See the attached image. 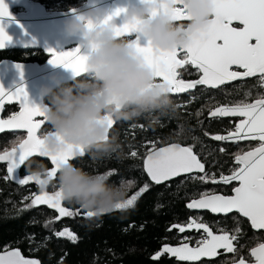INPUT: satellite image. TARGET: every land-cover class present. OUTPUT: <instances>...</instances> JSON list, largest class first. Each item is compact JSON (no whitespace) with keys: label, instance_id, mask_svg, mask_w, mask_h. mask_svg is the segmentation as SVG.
Instances as JSON below:
<instances>
[{"label":"snow or ice","instance_id":"obj_1","mask_svg":"<svg viewBox=\"0 0 264 264\" xmlns=\"http://www.w3.org/2000/svg\"><path fill=\"white\" fill-rule=\"evenodd\" d=\"M213 9L207 26L197 33L191 35L189 43L173 49H155L150 41H142L139 29L135 24L125 23L118 29V34L127 37L131 43L142 53L146 63L153 69L156 81L166 87L170 93H186L188 90L197 88L198 85L206 86L209 89H220L221 86L236 80L259 77L258 83L264 86V0H212ZM177 7L173 9L176 20H190L191 16L183 7V0H175ZM75 11V10H73ZM122 9L116 8L114 15L119 16ZM8 5L5 0H0V17L10 16ZM109 20L112 17H108ZM239 22L242 27L233 26V22ZM11 37L0 24V49L4 48ZM254 40V43H253ZM50 53L49 62L53 65H63L80 76L87 70L86 55L80 47L67 51L57 52L48 49ZM178 55L180 58H178ZM191 66L198 73L199 78L195 80H184L180 77L178 69ZM23 76V65L17 63ZM238 69V70H236ZM252 95L251 91L244 93V98L231 104L216 105L209 109V117H239V122L226 134H215L211 139L219 142L238 143L241 141H259L258 146L248 151L235 154L236 167L231 170L230 175L220 174L217 179L214 173L205 169V163L194 151V145L182 146L180 143H169L163 147H157L151 143V150L147 152L144 159V169L151 181L159 185L170 181L183 174H191L194 171L203 173L194 176L201 184L223 183L229 185L238 181L239 186L231 191L234 195H221L210 191L199 193L198 199H191L187 204L189 209L209 210L213 214H228L233 211L241 214L250 220L252 227L264 229V93L258 94V98L247 102ZM5 99L19 101L21 110L9 116L7 119H0V131L26 130V138L20 140L19 144H13L10 150L5 148L0 152V162L8 163V173L15 178L20 185H27L30 181L37 179L31 174H24L21 178V171L26 172V162L29 158L41 157L45 153L41 151L43 140L37 134L41 125L45 124L44 112L39 104L29 101L28 93L24 85L18 86L15 90L6 89L0 84V108H3ZM201 112L197 111L196 116ZM41 117L43 119H35ZM114 122H110V125ZM184 132L181 127L180 135ZM205 135H209L205 133ZM194 141L196 137L192 138ZM224 152V148L219 149ZM71 151H66L58 156L50 157L55 165L50 169V175L55 176L60 162L71 158ZM84 155L81 149V155ZM132 157L138 153L132 151ZM36 160V159H34ZM111 175L116 174L110 171ZM132 184V182H129ZM150 188L145 183L137 193L116 205V209L133 207L143 193ZM25 199H29L25 197ZM61 193L55 190L52 193L41 191L31 199V204L25 205L31 208L35 205H48L58 210L60 217L73 216L78 213L71 211L68 207L62 206ZM157 207H160L158 204ZM86 217H93L94 213L86 211ZM59 219V217H57ZM200 218H189L186 224H174L180 233L186 230H203L204 236L197 240L196 247H190L187 237L181 241L180 246L172 247L165 244L160 252L154 256L158 260L163 253L177 257L180 261L195 262L202 257H215L217 249H226L233 252V241L238 240V235L214 234L209 224ZM47 223V222H46ZM171 228L169 231H171ZM127 230V229H126ZM239 233V228L234 229ZM57 237H67L73 243L78 237L68 228L56 232ZM251 256L255 258V264H264V243L251 249ZM0 264H40L37 259L25 258L21 252L7 250L0 252ZM234 264H246L241 258Z\"/></svg>","mask_w":264,"mask_h":264},{"label":"trees","instance_id":"obj_2","mask_svg":"<svg viewBox=\"0 0 264 264\" xmlns=\"http://www.w3.org/2000/svg\"><path fill=\"white\" fill-rule=\"evenodd\" d=\"M38 1L48 10H62L78 6L84 0ZM4 58L15 61H43L46 56L41 50L12 49L0 51V60ZM251 83L253 80L246 85ZM233 90L230 88L226 94L222 89H198L181 97L170 96L177 105V114L174 117L161 118L158 123H150L151 118L147 115L126 122H114L113 131L118 136L124 159L120 160L115 156L94 159L85 152L79 158L78 166L93 172L114 171L116 174L111 175L110 182L119 183L122 178L129 179L133 181L129 192H138L149 182L143 170V160L151 150V143L154 142L157 147L180 143L184 146L194 145V151L205 163L207 172L214 173L216 177L221 173L225 175L233 169V156L241 147L211 139V136L223 134L232 126L228 119L208 118L207 115L210 108L232 102V98L238 96L237 99L241 98V92L245 88L236 92ZM197 111L201 112L200 116H196ZM4 113L7 115L9 111ZM181 127L184 132L176 135ZM48 129L45 122L40 135L45 134ZM205 133L209 135L206 136ZM16 134L0 135V152L13 146L12 139ZM193 137L197 140L194 141ZM220 148L225 151L221 152ZM132 151H136L138 155L132 157ZM44 162L48 167L51 166L49 170L53 168L49 160L44 159ZM4 168L0 164V251L16 247L24 256L34 257L40 264H229L234 253L195 262L180 261L168 253H163L158 260L153 259L165 244L179 246L187 237L189 246H192L198 238L204 236L203 230L190 229L180 233L178 229L171 228L174 224H186L189 218L202 219L214 233L238 235L240 252L246 258L247 250L264 240V231H252L247 220L235 213L213 216L208 212H192L186 208V202L199 197V193L223 190L222 185H213L211 182L201 184L199 180L192 178L203 173L182 176L164 185L150 183L149 190L138 197L131 208L112 212L96 220L94 217H78L72 220L56 216V209L44 204L20 209L19 201L25 199L27 190L25 186L14 185L5 179ZM158 204L160 207H157ZM64 224L77 235L78 240L75 243L55 235L54 230L60 229ZM236 228H239V233L234 231ZM239 255L240 253L236 254V257Z\"/></svg>","mask_w":264,"mask_h":264},{"label":"clouds","instance_id":"obj_3","mask_svg":"<svg viewBox=\"0 0 264 264\" xmlns=\"http://www.w3.org/2000/svg\"><path fill=\"white\" fill-rule=\"evenodd\" d=\"M175 0H127L109 9L95 3L76 11L65 21L69 32L82 30L87 70L72 82L45 85L39 103L49 129L42 135V159L29 158L26 171L37 179L40 191L50 185L64 201L102 216L127 199L131 180L110 182V172H90L72 162L87 152L94 159H124V153L110 122L129 121L149 116L150 123L174 117L177 105L166 87L161 86L142 53L131 41L118 34L125 23L135 24L142 41L155 49H173L189 43L191 35L205 28L212 16V0H183L191 16L187 23L177 22ZM122 9L119 16L115 9ZM112 17L111 20L108 17ZM123 16V22L117 18ZM21 137L12 143L19 144ZM71 151V158L60 162L55 176L50 175L43 158ZM133 183V181H131Z\"/></svg>","mask_w":264,"mask_h":264},{"label":"water","instance_id":"obj_4","mask_svg":"<svg viewBox=\"0 0 264 264\" xmlns=\"http://www.w3.org/2000/svg\"><path fill=\"white\" fill-rule=\"evenodd\" d=\"M126 2L127 0H85L83 4L76 6V7H72L67 10H47L46 7L38 1L5 0V3L8 5V11L11 13V15L7 17H0V24L3 25L5 31L11 37V40L7 41L5 47L0 49V51H6V50H12V49L41 50L44 53V55L49 57V59L42 64H39L36 62H18V61H14L11 59L0 60V84H2L6 89H9V90H15V88H17L18 86L24 85L28 93L29 101L35 104H39L42 99L41 88L43 86L45 85L55 86L57 83L67 84L69 82H72L74 76H77L72 72L71 69L65 68L63 65L51 64L49 62L50 53L48 52V49L51 48V49L56 50L57 52H61V51H67L69 49H73L79 46L83 54L86 52V49L83 47L82 30L77 31V32L67 31L65 27L66 19L72 16L74 12L85 11L89 7L93 6V4L95 3H100L102 5H105L111 10V9H114L116 6L124 4ZM177 21H183V20H177ZM122 22H123V16L118 17L117 23H122ZM235 23L239 24V22L234 21L233 24ZM253 43H254V40H253ZM17 63L23 65V76H21L20 69L16 67ZM83 75L84 73L81 74V76ZM198 86H201V85H198ZM193 90L194 89L188 90V92L193 91ZM182 94H185V93H170V95L172 96L182 95ZM8 105H16L18 107V110L16 113H18L21 110L19 101L12 100L9 102L7 99H5L3 108H0V119L8 118V117L3 118L5 107ZM207 117L211 118L209 117V113ZM224 118H228V117H224ZM35 119H43V118L36 117ZM43 125H41V128L37 132L39 136H42L40 135V131L42 130ZM3 133H25L24 138H26V135H27L26 130L5 129L3 131H0V135ZM223 143L230 144L232 142H223ZM10 149L11 148H9L8 150ZM39 158H42V157H39ZM43 159H47L51 162L50 158H43ZM0 164L8 165L6 161L0 162ZM234 164L236 165L235 160H234ZM52 166L54 167L55 165L52 163ZM143 167H144V164H143ZM7 169H8V166H7ZM144 171L146 175L148 176L145 169ZM7 173H8V170H7ZM192 174H200V173L198 171H194L191 174H183L179 177L186 176V175H192ZM8 175L12 181L18 183L12 176H10L9 173ZM227 175H230V174H227ZM179 177H176V178H179ZM148 178L151 181L149 176ZM176 178H173V179H176ZM218 178L219 177H217V179ZM30 182H35V181H30ZM166 182H163V183H166ZM232 183L237 184L235 187L239 186L238 181H235ZM212 184H217V183H212ZM219 184L225 185L223 183H219ZM216 194L224 195L222 193H216ZM230 195H234V193L232 192ZM198 198L199 197L193 198V199H198ZM189 202L190 200L186 202L185 206L188 210L192 212L205 211L214 216H219V215L225 216L224 214H213L209 210L189 209L187 207V204ZM35 206H38V205H35ZM233 213H237V212L233 211ZM237 214L240 217L245 218L249 222L250 227L253 231L255 232L264 231V229H256L252 227L251 222L248 218L243 217L239 213ZM261 243H264V240ZM257 246L258 245L254 247H257ZM16 249L18 248H12L9 250H16ZM251 249L249 250L250 260L245 259L246 264H255V258L251 256ZM24 257L28 259H36L34 257H27V256H24ZM203 258L210 259V257H202L201 259ZM241 258L242 257H240L239 259ZM239 259L231 262L230 264H234V262H238Z\"/></svg>","mask_w":264,"mask_h":264},{"label":"flooded vegetation","instance_id":"obj_5","mask_svg":"<svg viewBox=\"0 0 264 264\" xmlns=\"http://www.w3.org/2000/svg\"><path fill=\"white\" fill-rule=\"evenodd\" d=\"M33 1H38V0H33ZM39 2V1H38ZM85 2V0L81 3V4H83ZM80 4V5H81ZM79 6V5H78ZM74 7H76V6H74ZM70 8H72V7H70ZM70 8H68V9H70ZM48 10V9H47ZM62 10H67V9H62ZM177 22H182V23H187V21H185V20H183V21H177ZM233 26H237V27H241V25L240 24H233ZM46 56V55H45ZM178 58H180V56L178 55ZM4 59H7V58H4ZM49 59V57L48 56H46V59L45 60H43V61H38V60H35V61H18V62H36V63H39V64H42V63H44V62H46L47 60ZM2 60V59H1ZM40 60V59H39ZM15 61V60H14ZM186 67V69H187V71H185L184 69H178V72H180L181 73V75H180V77H178V78H181V79H184V80H186V81H188V80H195V79H198L199 78V75H200V73H198L194 68H192L191 66H185ZM236 70H238V69H236ZM82 78L84 77V75L83 76H81ZM250 80H253V83H251V84H249V85H246V83L247 82H249ZM258 80H259V77L257 76V77H251V78H245V79H242V80H236V81H232V82H229V83H227V84H225V85H223V86H221V88L220 89H222L224 92H226V94H228V92L229 91H227V90H230V88H233L234 90L233 91H238V89H242V88H245V90L244 91H242L241 93H243V95H241L240 97L241 98H239V99H237L238 97H235V98H232V102H226V103H222V104H218V105H223V104H231V103H233V102H235V101H238V100H240V99H243L244 98V93L245 92H247V91H249L250 89L252 90H250L251 91V93H252V95L248 98V101L247 102H251L252 100H254V99H256V98H258V94H261V93H264V86H261L259 83H258ZM157 82H160L159 80L157 81ZM70 83V82H69ZM251 85V86H250ZM198 89H207V90H217V89H209V88H207L206 86H197V88H195L193 91H189V92H187V93H185V94H182V95H176V97H181V96H184V95H186V94H190V93H194L195 91H197ZM170 96H172V95H170ZM17 110H18V107L16 106V105H8V106H6L5 107V110H4V112H6V111H9V113L6 115L5 113H3V118H7V117H9V116H11V115H13L14 113H16L17 112ZM209 113V112H208ZM220 119H228V122H229V125H231L232 126V128L230 129V130H232L233 128H234V125L236 124V123H238L239 122V117H228V118H220ZM229 131V130H228ZM226 133V132H225ZM224 134V133H223ZM25 137V133H23V138ZM22 138V139H23ZM223 143V142H222ZM223 144H226V143H223ZM258 144H259V141H243V142H238V143H230V144H226V145H236V146H240L241 148H239L238 150H237V152L235 153V154H237V153H241L242 151H248V150H251L252 148H254V147H256V146H258ZM182 145V144H181ZM165 146V145H164ZM160 147H162V146H160ZM235 154H234V156H233V161H232V164H233V169L237 166V165H235L234 164V160H235ZM81 156H79V157H77V158H75V159H73L72 160V162L74 163V164H76L77 166H78V164H79V158H80ZM39 158V157H38ZM145 159V158H144ZM49 163H50V165H52V163L49 161ZM143 164H144V160H143ZM5 168H4V170H5V174L3 175V177L5 178V179H7L8 181H10V182H13V184L14 185H18V186H20V184L19 183H16V182H14V181H12L11 179H10V177H9V175H8V173H7V164H2ZM51 167V166H50ZM50 167H48V168H50ZM82 168H84V167H82ZM85 169V168H84ZM143 170H144V167H143ZM232 170V169H231ZM231 170L229 171V172H227L225 175H227V174H231ZM90 172H93L92 170H89ZM94 172H99L98 170L97 171H94ZM144 173H145V171H144ZM24 174H30L29 172H23V171H21V173L19 174L20 176H21V178H22V176L24 175ZM146 174V173H145ZM147 176V175H146ZM15 179V178H14ZM16 180V179H15ZM147 180L149 181V182H146V183H148V184H155V183H153V182H151L150 180H149V178H148V176H147ZM174 180V179H173ZM17 181V180H16ZM168 182H170V181H168ZM167 183V182H166ZM165 183H163V184H159V185H164ZM213 185H221V184H213ZM237 184L236 183H231L230 185H222L223 186V190H222V192H220V191H215V192H213V193H222V194H224V195H230L231 193H232V191H231V189L232 188H234L235 186H236ZM22 186H25V190H27V192L25 193V197H28L29 199H24V200H21V201H19V204H20V209L21 208H26L25 207V205H28V204H31V199H33L34 197H35V195H39L40 193H41V191L38 189V187H37V185L35 184V183H28L27 185H22ZM55 190H58V188L57 187H55V184H54V182H53V185H50L49 186V189L47 190V192H49V193H52L53 191H55ZM135 193H137V191L136 192H129L128 193V197L127 198H130L132 195H134ZM23 202V203H22ZM47 206V205H46ZM62 206H65V207H68L71 211H73V212H77V210H79L78 211V213L76 214V215H73V216H67V217H63V219H72V220H74V219H76V218H78V217H80V218H89V217H86L85 215H84V213L86 212V210H84V209H82L80 206H78V205H76V204H74V203H70V202H67V201H62ZM129 208H131V207H129ZM126 209V208H125ZM119 210H123V209H115V210H113V211H111L110 213H112V212H115V211H119ZM57 212V214L54 212V214L56 215V216H60L59 215V212H58V210H56ZM205 212V211H204ZM110 213H107V214H104V215H102V216H98V217H94V219L96 220V219H99V218H101V217H104V216H106V215H108V214H110ZM232 214H234V213H232ZM232 214H229V215H232ZM235 214H237V213H235ZM54 215V216H55ZM238 215V214H237ZM214 216V215H213ZM219 216H223V215H219ZM228 216V215H227ZM90 218H93V217H90ZM242 218V217H241ZM245 219V218H244ZM248 222V221H247ZM248 224H249V222H248ZM250 225V224H249ZM65 228H68L69 229V227H66V225L64 224L60 229H57V230H54V233H56V232H59V231H62L63 229H65ZM251 228V227H250ZM70 230V229H69ZM252 230V229H251ZM253 231V230H252ZM203 232V231H202ZM255 232V231H254ZM259 232H261V231H259ZM204 234V233H203ZM214 234H217V235H219V234H222V233H214ZM223 234H225V233H223ZM226 234H228V233H226ZM229 235V234H228ZM232 236V235H231ZM64 238H67V237H64ZM68 240H70L69 238H67ZM201 239V238H200ZM233 244H234V251L233 252H228L226 249H217V255L215 256V257H213V258H217L218 256H220V255H225V254H232V253H234V254H238V253H240V255H239V257L237 258V259H239L240 257H242V258H244V259H247V260H250V257H249V250L252 248H249L248 250H247V252H248V258H246V257H244V254H241V249H240V241L239 240H236V241H233ZM258 245V244H257ZM180 246V245H179ZM197 245H196V243L195 244H193L192 246H190V247H196ZM256 246V245H255ZM176 247V246H175ZM254 247V246H253ZM12 248H16V247H8V248H5V249H7V250H9V249H12ZM5 249H3V250H1V251H4ZM0 251V252H1ZM244 253V252H243ZM211 258V257H210ZM237 259H235V260H237ZM235 260H232L231 262H233V261H235ZM231 262H229V264L231 263Z\"/></svg>","mask_w":264,"mask_h":264},{"label":"rangeland","instance_id":"obj_6","mask_svg":"<svg viewBox=\"0 0 264 264\" xmlns=\"http://www.w3.org/2000/svg\"><path fill=\"white\" fill-rule=\"evenodd\" d=\"M17 137H21V138H23L22 133H17L15 136H13L12 142H13ZM12 144H13V143H12ZM199 239H200V238H198V240H199ZM238 257H239V256H238ZM231 258H232L233 260L237 259L236 254L231 255Z\"/></svg>","mask_w":264,"mask_h":264}]
</instances>
